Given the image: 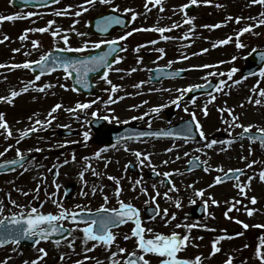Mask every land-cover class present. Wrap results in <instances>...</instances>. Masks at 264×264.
<instances>
[{
    "label": "rangeland",
    "instance_id": "obj_1",
    "mask_svg": "<svg viewBox=\"0 0 264 264\" xmlns=\"http://www.w3.org/2000/svg\"><path fill=\"white\" fill-rule=\"evenodd\" d=\"M145 2L146 0H113L114 4H119V10L123 11L127 8L139 13L130 28L126 30V33L131 32L132 35L127 36L124 40L123 45L126 50L120 55L123 59L119 64H114L113 66L114 68L121 69V71L109 72V78L113 84L119 86L117 92L112 93L110 85L101 79H96L94 80V85L99 90V95L96 97L80 95L78 97L76 94H73L70 84L64 75L53 73L36 81V86L38 87H43L44 85H53V87L46 88L43 92L30 88L29 91L15 97L11 104L0 101L1 112L4 113V118L13 135L6 139L7 134L5 130L0 128V152H3L8 147L11 143L9 140H15L19 136V130L32 127L36 119H40L41 121L47 120L51 106L57 103L62 104L63 107L53 114L56 118L54 119V123L52 122V125L54 127L60 126V124L63 126L67 125L69 126L67 128H73L80 132L75 138L62 140L63 143H70L74 148L62 150L61 156L59 157L58 155L56 157V163L62 166L57 179L52 181L50 179V171L49 173L46 171L44 172L46 179L43 178V183L39 185V175L42 172L39 171L40 166L35 165V158L30 160L29 165L31 169L26 176L25 174H21L20 176L11 174L0 178V202H2L4 207L3 215L10 214L14 207L16 212L19 210L16 208V205L12 208L11 201H16L17 205L30 204V206H34L38 202L41 212H57L59 209L53 201H60L64 208L68 210L74 209L78 205L83 208L94 209L104 204L103 197L107 195L109 197L107 207L119 206L118 200L114 196L116 184L114 180L109 179L111 176L120 180V187L122 188L120 199L126 203L131 202L142 211L141 220H143L144 227L164 234H171L175 231L182 236L185 234L190 235L191 242L177 254L178 257L194 259L199 255L202 257L201 264H224V261L231 256L234 260L233 264H260V261L255 258L254 254L258 238L264 235V228L253 226L264 225V182L258 177V172L264 170V150L246 140L231 144L217 143L210 149L204 147L205 141L185 143L184 141L174 140H143L131 141L109 148L107 151L101 153L99 158H96L94 151L97 148L99 151L101 147L96 148V144L93 141L89 142V139L87 141L84 140L83 133L85 131L91 135L87 123L95 117L103 118L108 116L110 124H125V121H136L143 126H148L150 122L153 128H166L180 122L184 118H191L190 114L192 112L196 113L209 141L212 139L229 140L235 134L240 133L242 129L239 127L229 129L228 124L222 122V115L224 119L229 120V122L231 121L227 112L221 114L218 110L225 107V105L228 108L234 109V114L239 116L238 123L264 127V97L259 95L260 88H264V78L258 76L250 80H244L239 72L245 66L244 56L250 50L264 45V25L253 27L250 32L241 35L240 39L246 47L237 48L235 43L237 31L246 25L255 24L256 21L247 18L256 17L259 19L260 13L264 12V5H260L261 10H251V13H249L246 10L249 8L250 0H211L208 4L198 2L195 11L181 12L180 6L188 4L189 0H162L164 11H160V6H152L150 4L151 10L146 12L144 8ZM110 5L96 0L93 6H87L88 11L81 12L80 21L77 17L71 15H52L47 18L34 17V15L33 17H27V22L33 24L32 28L48 27L49 21H54V23L51 25L49 31L43 33L29 32L28 38L25 40H21L20 36L26 29H31L26 22L17 20L0 21V41H2L0 42V52L4 53V56L3 53L0 54V65L6 66L0 75V96L9 95L11 90L19 91L26 81L32 80L31 76L24 72L22 68L20 70L19 68L9 70L12 65L22 64L23 61L36 60L45 51L54 47H67L62 39L64 35L68 36L69 45L72 47L76 45H80L81 47L85 41L94 42L92 38L85 35H77V32L81 30L79 33H85V20L98 12V9H104ZM218 5H221V7H218ZM3 8L4 2L0 0V10ZM235 9L237 11L241 10V16L236 14L237 11ZM185 13L187 17L195 18L193 20L195 27L187 39H181L192 28V25L184 22L186 19ZM126 14L131 16V12H127ZM0 15L7 16L12 14L0 13ZM229 16L233 17V19L228 20ZM235 17H243V19L237 23ZM173 22L180 24V27L163 34L173 37V39L163 40L160 38V33L143 30L153 27H171ZM216 24H220L221 26L205 27V25ZM78 26H80V29ZM133 29L141 30L133 31ZM53 31H59V35L53 37ZM5 34L8 36L7 40H4L3 36ZM229 36L233 37L231 42L213 47L214 43ZM77 38H80V42H77ZM33 40L39 41L40 47L33 49ZM73 40L74 43L71 42ZM153 40H156L157 43L151 44L150 41ZM137 48H139V51H137ZM160 48L165 50L163 54L157 51ZM14 49H20V51L14 52ZM204 49H207V51H202ZM25 53H30V55H25ZM242 55L244 56L242 57ZM161 56L162 58H160ZM233 56L237 57L234 61L232 60ZM184 57H187V59H184ZM138 58L140 60L139 63L137 62ZM220 61H224L225 63H219ZM169 62H171L170 68L189 69V74L180 82L149 84L147 82L149 70L158 66L167 67ZM205 64L215 65V67H199ZM133 68L137 70L131 71ZM232 68L238 69L232 79H229L227 75L210 77L217 82L220 79H224L228 85L223 88V93L216 92L213 94L216 96V99L212 103H208L210 97L198 98L195 104L181 100L179 101V107H175V105L170 103L171 100L181 95L177 89H184L193 84L204 83V78L207 77L209 72L227 73ZM19 78L25 82L21 80L20 83ZM141 81L144 83L140 87L134 86L140 84ZM233 81L241 82L234 84ZM258 81L259 86L253 92L252 88L257 85ZM61 84L65 85V87H60ZM106 89L108 90L106 91ZM29 92L32 93L29 94ZM109 96L116 102L104 103L108 101ZM249 96H252L253 100L261 99V104L255 105L254 103H249L247 99ZM120 97H123V99H119ZM92 101L96 102L92 104L91 108L77 110L75 114L65 110L67 108H74L78 102L91 103ZM25 104H28L29 107H32L36 111L40 109L39 112H34L38 115L32 116L31 120L28 117L30 112H22L25 109L23 108ZM161 104L167 105V107L163 108L159 114L150 113L151 108ZM205 104L208 107L207 116L201 111ZM241 104H243V107H241ZM172 105L174 106L173 110L169 108ZM184 107H188L189 111H183ZM92 112H97V116H92ZM146 112L149 115L144 116L143 120L131 119L134 116L140 117ZM112 117H118L119 122L112 119ZM59 120L63 121L59 124ZM78 141H80V146H77ZM174 144L179 145V147H173ZM125 146H127L128 150H125ZM76 147H80V155L76 154L73 161L71 151ZM169 148H172V151H166ZM197 148L203 150L196 151ZM250 148L252 149L251 152L249 151ZM136 151L147 154L149 160H145L143 164L139 163L135 166V174H129L126 171V165L128 163L133 165L137 163L136 161L138 160L134 155ZM185 152H188L189 155L184 156ZM6 153L0 159L13 156L14 150L11 148ZM177 155L180 156V159H176ZM194 156L199 157L200 162L207 161V165L205 166H210V171L196 170L185 172L186 163ZM85 157H88L89 160L86 161ZM141 159H143V156ZM65 160H68L69 163H63ZM235 160H237L238 164H234V167L238 166L246 171L245 177L240 182L241 184H246L248 177H255L251 181L250 189H245L246 195H241L239 188L235 189L231 184H214L213 187H209L210 184L214 183L215 177L219 175V169L225 170L226 167L232 166ZM254 160L257 163L248 168L247 165ZM164 161H169V163L165 164ZM41 164L46 166L43 163ZM87 164H90L91 168H86ZM153 166H155L157 173L171 172L173 174L170 178L158 175L156 179H150L149 173L153 172ZM45 169L43 167L42 171ZM93 170L97 173L96 175L93 174ZM175 170H179V172L177 173ZM82 171L84 172L83 179L79 176V173ZM138 179L142 180V183L136 185L135 190H133V185ZM165 180H167L168 184H165ZM173 183L179 189L178 192H169V188ZM57 184L60 188L67 184L73 185L74 189L69 200L63 202L61 193L58 194L57 198L43 200L47 198L48 191L51 190L50 187ZM154 184L156 185L155 189L153 188ZM38 185L40 191L36 193L33 186L37 189ZM94 187L97 189L95 195L92 194ZM142 187L147 189L148 195L141 193L140 189ZM199 189L205 190L203 197L195 195V191ZM82 190L87 192L88 195H80ZM157 191H159L160 195L153 202L151 197L155 196ZM165 192H169V196L172 199H166L163 195ZM23 193L28 194L24 195ZM10 197H13V200ZM251 197H256V204L251 203ZM177 198L180 199L182 205L179 208L175 204ZM212 199H215L218 203L212 204ZM3 200H8V203L5 205ZM190 200H195L198 203L207 202L209 205L208 214L203 218H194L192 215L193 204L189 203ZM146 201L148 203H145ZM235 201H240V203L236 204ZM157 204L161 211L168 209L169 223H165V219L160 215H156L155 219H151L150 221L143 216L142 209L144 207L153 205L156 207ZM233 204H235V207L232 208V211L228 212L226 217L225 212ZM41 205L44 206L41 207ZM246 209H254L255 211L253 215L249 216ZM172 213L176 217L174 220H171ZM237 221L243 223H238ZM178 224H191L195 226L189 230L185 227L177 228L176 225ZM243 224H248L249 227L245 229ZM83 226L80 227L82 228ZM125 230L126 232H124ZM113 233H115L116 239L110 248L104 246L102 243L93 248V244L97 242L90 240L85 244L83 232L80 230L73 231L72 237H69L67 241L61 242L59 245L51 244L48 245L49 247H42L48 254L39 261V264H76L77 261H81L82 264H97V261H100L101 264H111L110 255L112 252H117L118 248H125L128 252L136 251L135 247L130 245L133 244L130 239L126 240L127 245L124 239H122L123 237H121L122 233L123 236H125L124 233H127L129 236L131 235L127 229L121 228ZM237 233L242 234L237 235ZM146 235L151 237L152 233ZM220 236L232 238L219 240L217 247L221 251L211 257L208 256L212 253L213 241L217 240ZM69 242H74L72 247H69ZM245 245L248 246L245 247ZM86 248L92 250L85 251ZM13 249L15 248L8 247L5 252H0V262L7 260V258H4V253L11 254L12 257L17 258L18 252L16 251V254H14L15 250ZM40 255L36 249H31L24 254L22 259L29 262L32 258L34 260ZM61 255H63V259H61ZM215 255H218L217 258H215ZM6 257L9 256L6 255ZM125 257L126 254L121 253L116 259L120 261V264H123ZM146 259L155 264L159 262L160 257L146 254ZM10 260L7 261V264H12L9 262Z\"/></svg>",
    "mask_w": 264,
    "mask_h": 264
},
{
    "label": "snow or ice",
    "instance_id": "obj_2",
    "mask_svg": "<svg viewBox=\"0 0 264 264\" xmlns=\"http://www.w3.org/2000/svg\"><path fill=\"white\" fill-rule=\"evenodd\" d=\"M14 2V0H12ZM25 4L32 3V0H23ZM52 3H58L59 0H51ZM198 2H203L204 4H208L211 2V0H189L188 4H183L180 6V11L184 12L185 9L189 8L191 5H196ZM96 3V0H84V4L88 5L89 7L93 6ZM100 3L103 4H111L112 10L114 12L119 11V5H115L113 3V0H100ZM84 4L80 5V11H76L74 15L80 16L81 12L88 11V7H84ZM152 6H160V11H164V8L162 6V0H146L144 4L145 11L148 12L151 10L149 5ZM250 4H260L264 5V0H250ZM72 7L71 5L69 8ZM218 7H221V5H218ZM67 11V10H63ZM124 12H131V19L133 21L136 20L139 13H136L132 11L131 9L125 8L123 10ZM54 15H61L63 14L62 11H56L53 13ZM32 15H38L37 13H27V14H21V13H15L12 15H0V21H14L16 19H24L27 17H30ZM186 15V13H185ZM194 17H187L185 19V23L192 25V28H190L189 33H185L181 39H187L190 32L194 30L195 25L193 24ZM228 20L233 19V17L229 16L227 18ZM243 19V17H235V20L237 23L240 22V20ZM247 19L256 21L255 24L246 25L245 27L239 29L236 33V47L237 48H244L246 47L245 44L242 43L240 37L242 34L250 32L253 27H257L260 25H264V12L260 13V18L257 19L256 17H248ZM54 23V21L48 22V27L44 28H33V29H26L25 32L20 36L21 40H25L28 38L29 32H46L49 31L51 25ZM124 25L125 21L119 16V15H109L105 16L103 18L102 24L98 23L97 27L100 29L101 32H107L108 28L112 25ZM220 24L216 25H205V27H220ZM180 27V24L173 22L171 27H153L151 29H143V30H151L155 31L161 34V39L168 40L173 39V37L165 36L163 35L165 32L172 31V29ZM74 30V29H73ZM141 29H133V31H140ZM59 35V31H53L52 36L56 37ZM77 35H86V33H79L77 32ZM132 35L131 32L126 33L124 36H120L118 38L113 39H103L99 42H89L85 41L83 45L79 48H73L69 45V38L67 35H64L62 37L64 44L67 46L64 49H60L59 51L63 52H84L85 50L91 49H99L102 44H106L108 46L106 51L101 52L99 55H89L86 57H82L79 59L72 58V57H66V56H52L51 53H45L40 56L38 60L35 61H25L22 64H14L11 67L12 68H25V69H33V65H35V68L39 69V74L35 75L34 80H30L27 83H24L23 87L17 91V90H11L9 95L7 96H0V101L6 102V103H13V100L15 97L21 95L23 92L29 91L30 88H35L37 91L43 92L46 88L53 87V85H44L43 87L36 86V81H39L41 79V76H43L46 73H50L52 71H55L56 69H63L65 73V79L73 78L74 75V83L76 85H80L81 87L87 88L89 87L88 82V74L92 72H99L101 69H103V75L100 77L101 80H103L106 84L110 85V91L112 93H115L118 91L119 86L116 84H113L112 80L109 78V72L111 71H121L119 68H114L113 64H119V62L123 59V57L116 56L114 60L110 61L109 57H112L114 53L118 51V42L125 40L127 36ZM8 36H4V40H7ZM233 37L229 36L226 39L219 40L216 43L213 44V47H216L217 45H224L229 42H231ZM2 42V41H0ZM151 44H156L157 41L153 40L150 41ZM32 47L33 49H36L40 47V42L33 40L32 41ZM120 51H124L123 47L119 48ZM14 52H19L20 49H14ZM137 51H139V48H137ZM158 52L161 54L164 53V49L160 48L157 49ZM202 51H207V49H204ZM257 49H253V52H256ZM25 55H30V53H25ZM162 58V56L160 57ZM259 58L261 61H264V51L259 52ZM184 59H187V57H184ZM237 57L233 56L232 60H236ZM51 62V63H50ZM138 63L140 62L138 58ZM219 63H225L224 61H220ZM0 67H5V65H0ZM167 67H171V62L167 65ZM199 67L203 68H209V67H215V65H200ZM137 69L133 68L131 71H136ZM156 71L159 73L162 71L161 69H156ZM178 70L175 73H168V75H178ZM238 71L236 68L230 69L227 73H219V72H209L207 74V77H205L206 83H210L208 80V77L212 76H225L229 79H232L233 75ZM253 73H249V75H252ZM259 76L264 78V67H261L259 69ZM246 78V77H244ZM243 79V78H242ZM241 81H233L234 84H238ZM144 82L141 81L140 84L134 85L135 87H140L141 84ZM227 81L224 79H220L219 82L215 85H212L214 87L215 91L217 93H223V88L227 87ZM259 86V81L256 86H253L252 91L255 92L257 87ZM60 87H65V85L61 84ZM204 85L201 84H193L190 85L188 88L185 89H177L178 92L181 93L180 96H178L176 99H173L170 101L171 104L175 105L176 107L180 106L179 101L183 99L184 94L194 91L196 89L203 88ZM72 90H77L73 88ZM108 89H106L107 91ZM227 94V93H224ZM209 95L208 103H212L216 99L215 95H212L211 93H207ZM259 95L261 97H264V88H260ZM119 99H123V97H120ZM249 103H254L255 105L261 104V99H255L253 100L252 96H249L248 98ZM96 101H92L91 103H77L74 108H67L66 111L75 114L77 110H84L92 107V104ZM116 101L112 99L111 96H109L108 101H105L104 103H115ZM147 103V102H145ZM191 103H196V97H192ZM63 107L62 104H55L50 111L48 112L49 119L45 121H41L40 119H36L34 122L33 127L25 128L22 130H19V137L16 140V143L19 144L22 140L27 138L30 133H34L40 129H42L45 125L51 126L52 120H54L56 117L53 115L58 110H60ZM135 107V106H134ZM167 105L161 104L158 106H155L150 109V113L153 114H159L163 108H166ZM241 107H243V104H241ZM221 114L224 112H227L229 117L231 118V121L224 119L222 115V122L225 124H228L229 129L239 127L242 129V132L238 133L236 138L243 139L247 137V139L250 142H257L259 141L262 148H264V127H260L259 125L254 124H247L244 125L242 123H238L239 116L234 114V109L228 108L226 105L223 108L218 109ZM183 111L188 112V107H184ZM203 114L205 116L208 115V107L207 104L203 106L201 109ZM38 115V114H36ZM149 113H144L140 117H131V119L136 120H143L144 116H148ZM191 120L184 123L183 127L178 130H161L158 132H140L137 135V138L142 136H167V137H173L174 139H183L185 143L192 140L194 138V132L198 133L199 138L201 141H205L204 147L206 148H212L215 144H231L233 142L232 139L230 140H208L205 132L203 131L202 124L200 123L199 119L197 118V115L195 112H192L191 114ZM92 116H97V112H92ZM31 120L32 118L29 117ZM104 120H108L109 117L105 116L103 117ZM112 119H115L117 122H119L118 117H112ZM127 123V121H125ZM36 126H40V129H38ZM64 127H69L65 125ZM149 127H151V123L149 122ZM0 128L4 129L7 133L6 139L10 138L12 136V131L7 123V121L4 118V113L0 112ZM255 128V132H250L251 129ZM231 135V133H229ZM84 140L87 141L89 139V133L85 131L83 133ZM118 139H120L118 137ZM235 139V138H234ZM13 145H8L7 148L4 149L3 152H0V157L4 156L6 152H8ZM111 147H115V145H111ZM173 147H179V145H173ZM125 150L127 149V146H125ZM203 149L197 148L196 151H202ZM224 150V149H221ZM16 151V158L12 160H5L2 164H0V167L7 168L9 165L12 166H18L20 168L24 167L25 162V154L17 147L15 149ZM29 151H32L29 149ZM36 151H40V149H36ZM107 151V148H101L99 151H97L94 156L96 158H99L101 156V153ZM166 151H172V148L166 149ZM249 151L251 152L252 149L250 148ZM134 155L136 156L139 163L143 164L145 160H149V156L147 154H143L139 151L134 152ZM189 153L185 152L184 156H188ZM143 156V159L141 157ZM73 161L75 160V156L73 155ZM86 161L89 160L88 157L84 158ZM176 159H180V156L177 155ZM197 161H200L199 157L194 156L190 161L189 164H195ZM150 162V161H149ZM65 164L69 163L68 160L64 161ZM165 164L169 163V161H164ZM204 165H207V161L201 162ZM257 163V161H252L247 165L248 168H251L253 164ZM107 166V165H106ZM86 168H91L90 164L86 165ZM11 170H15V168H12ZM27 171L28 169H24ZM153 173L155 175H163L164 177L170 178L173 173L171 172H164V173H157L155 166L152 168ZM51 171V170H50ZM177 173L179 170H175ZM204 171L208 172L210 171V166H205ZM223 173V176H217L215 177L214 183L210 184L209 187H213L214 184H219L225 182L227 179H234L239 181V174L242 172L241 169H229L228 172H224L223 169H219ZM229 173H233L231 177H229ZM59 173L57 172V175ZM93 174L96 175L97 173L95 170H93ZM79 176L81 179H83L84 172H80ZM254 176L248 177V182L246 184L237 183L234 185V187L239 188L241 195H246L245 189H250L251 187V181L254 179ZM109 179H112L115 181L116 187L114 191V196L117 198L119 203V208L112 207L109 208L106 205L109 202V197L107 195H104V204L101 205L99 209H96L95 213H92L91 209L83 208L81 206H77V208H80L81 212H86L87 215H81L80 212L76 211H70L66 208H64L63 204L60 201H53L57 205V208L59 209L58 212L55 214L52 212H41L37 207L35 206H29V205H17L15 201H11L12 204L16 205V207L21 208V211L19 213H12L11 216H4L3 211L4 207L2 202H0V247L5 246L9 243L13 245H19L21 240L29 239L33 241V246L39 245L41 240H47L50 238V236L54 233H61L65 231L64 225L61 223L62 221L69 220L72 222L73 227L68 230V234L71 235L73 231L80 230L84 234V242L85 244L88 241H95L96 244H93V248H95L98 244L102 243L104 246L110 248L113 242L116 239L115 233H113L112 229L115 227H118L122 224H125L129 221L134 223V227L131 230V236L125 235L124 239L129 240L132 237L136 238V251L128 252L125 248H118L117 252H112L110 255L111 264H120V261L116 259V257L124 253L126 254L125 259L123 260V264H151V262L146 259V254H154L158 257H160L159 264H201L202 257L197 255L194 259H188V258H180L178 257V253L185 249L188 244L191 242V237L188 234L181 235L178 232L173 231L171 234H164L160 232H154L151 228H146L143 226L141 218H140V210L137 209L133 204L126 203L122 199H120L122 188L120 187V180L116 177H109ZM259 179L264 182V170H261L259 172ZM171 183V181L169 180ZM55 183V181H54ZM142 183V180H137L135 184L133 185V190H135L136 185H140ZM163 183V181H161ZM59 187V185H57ZM153 188H156V185H153ZM37 191L39 190V185L37 186ZM97 189L94 187L92 189V194H96ZM103 191V189H101ZM142 194L148 195L146 188L140 189ZM179 189L176 188L175 184L173 183L172 186L169 188V192H178ZM169 192L163 193L164 197L166 199H172L171 196H169ZM24 195H27L28 193H23ZM80 195L87 196L88 193L85 191H81ZM159 191L156 192L155 196L151 197V200L153 202L156 201V197L159 196ZM195 195L197 197H203L205 195V190L199 189L195 191ZM195 200H190V204H195ZM145 203H148L147 201ZM212 204H217L218 201L215 199L211 200ZM236 204L240 203V201H235ZM251 203L256 204L257 199L256 197H251ZM176 207H181V201L179 198L175 200ZM43 205H41L42 207ZM205 207H207V202H205ZM235 207V204L232 205V207H229L228 211L225 212V216L227 217L228 212L232 211V208ZM247 214L249 216L253 215L254 209H246ZM156 215L162 216L163 219H165V223H169L170 220L169 217V211L168 209H163L162 211L159 209V205H156L155 209V215L151 217V219H155ZM175 214H171V220H174ZM238 223H243L240 221H237ZM83 224L84 226L81 228L80 225ZM195 225H176L177 228L179 227H185L187 229L193 228ZM243 227L246 229L249 227L248 224H243ZM253 227L258 228H264V225H254ZM152 233L151 237L147 236L146 234ZM242 233H237V235H241ZM225 238H232V237H225L220 236L217 238V240H214L212 243V253L211 255H214L215 253L221 251L219 247H217V244L219 240H223ZM57 245H59V241L55 242ZM74 242H69V247L73 246ZM248 245H245L247 247ZM15 250V249H13ZM92 249L86 248L85 251H91ZM37 251L41 254L38 256L35 260L31 261V264H39V261L43 259L44 256H47V251L44 248H38ZM255 258L260 261V264H264V235H261L258 238V243L256 245L255 250ZM61 259H63V255H61ZM87 259V257H86ZM0 264H7V260L0 262ZM24 264H29L28 261H25ZM76 264H82L81 261H77ZM97 264H101L100 261H97ZM224 264H233V258L229 256V258L224 261Z\"/></svg>",
    "mask_w": 264,
    "mask_h": 264
},
{
    "label": "flooded vegetation",
    "instance_id": "obj_3",
    "mask_svg": "<svg viewBox=\"0 0 264 264\" xmlns=\"http://www.w3.org/2000/svg\"><path fill=\"white\" fill-rule=\"evenodd\" d=\"M84 2V0H64L62 5H63V9H61V11L63 12L64 15H71V16H75L78 18V20L80 21V16H76L74 15V13L76 11H80V5ZM72 6L69 8V6ZM109 7H112V5H110ZM108 8V7H107ZM55 8L53 6L50 7H45V8H40V9H26L24 11H28L31 13H37L38 15H34V16H43L45 18L52 16L54 12ZM63 10H67V11H63ZM102 11V8L98 9V12ZM96 12V13H98ZM62 15V14H61ZM78 28L80 29V26H78ZM80 32V30H79ZM94 42H99L100 39L99 37H93ZM113 39V38H110ZM77 42H80V38L76 39ZM72 43H74V40L71 41ZM76 42V43H77ZM75 43V44H76ZM77 48L80 47L76 45ZM80 55V52H77ZM166 82V81H163ZM168 83L170 82H179V80H173V81H167ZM190 101V100H189ZM174 107V106H173ZM173 107L171 109H173ZM63 120H59V124L60 122H62ZM52 122L54 123V120H52ZM67 122V121H66ZM65 124V123H62ZM35 126V125H33ZM32 126V127H33ZM38 128V126H36ZM40 127V126H39ZM66 129H69L67 127H64L63 125L60 124V126L54 127L51 123V126H47L45 125L42 130L40 131V137L37 138L35 141H32L31 139H33L34 137H36L38 135L37 131L34 133H31V136L28 138H25L24 140H22L20 143V145L18 146V148L25 154L26 152H31L32 153V159L35 158V160H38L40 158H46L47 161L48 160H54L59 153L64 150L65 147H68L66 143H63L62 140H67V137L62 135V131H65ZM251 131H255V130H251ZM36 144H40L39 148L40 151L38 153H36L35 149H34V145ZM255 144L258 148H260V144L258 143H253ZM17 147L12 148L14 150L13 153V157H16V149ZM29 149H31L32 151H29ZM139 162L137 161L136 165H138ZM234 164H238L237 160L234 161V163L232 164V166H228L225 168V172H228L229 169H240L238 166L234 167ZM41 167V166H40ZM136 170V169H135ZM236 183L233 182L232 186H234ZM58 192H60V190H58L56 192V197ZM63 202H65V200H63ZM39 207V205H37ZM44 206V205H43ZM52 213H56V212H52ZM63 225H68V221L65 220L63 222H61ZM66 223V224H64ZM73 227V225H72ZM51 243V242H50Z\"/></svg>",
    "mask_w": 264,
    "mask_h": 264
},
{
    "label": "water",
    "instance_id": "obj_4",
    "mask_svg": "<svg viewBox=\"0 0 264 264\" xmlns=\"http://www.w3.org/2000/svg\"><path fill=\"white\" fill-rule=\"evenodd\" d=\"M190 9H193V6H190ZM126 20H127V22H125V24L122 25V26L128 25L130 23V19H126ZM89 24H90L91 28H92L91 25H93V24L95 25V23L93 21L89 22ZM248 61L253 64V69H256L260 65L264 64V61H261L260 58H259V51L252 52L251 55L248 58ZM103 71L104 70L101 69L99 72H92V73L88 74L89 87H87V88L81 87L80 85H76L74 83V75L75 74H73V78H71V80H72L74 88L79 89L81 91H84V92H86L88 94H93L94 91H93V88H92V85H91V78H92V76H95V75H97V74H99L101 72L103 74ZM156 73H158V72L156 71ZM161 73H164V70L160 71L158 74H161ZM173 73H175V72H173ZM162 77H174V76H172V75H165V76L161 75V76H158L156 79L159 80ZM211 87H212V83H209L204 91H207V90L211 89ZM197 92H198V90L192 91V92H190L188 94V96L196 94ZM90 127H91L92 131L94 132V134L96 135V139L100 143H103V144H106V145H109V144H111L113 142H117V141H123V140H129V139H132V138H137L138 133L144 132L143 130H139V131L136 132V129H135L136 124H130V125H127V126H124V127H115V126L108 127V126H106L104 124L103 121L99 122L98 124H97V122L93 121V122L90 123ZM175 127L178 128L180 126H175ZM175 127H173L172 129H175ZM193 135H194V137H196L195 133ZM118 137L120 139H118ZM143 137H146V136H142V137H139V138H143ZM194 167H195L194 164H192V165L188 164V169L187 170L189 171V170L193 169ZM9 168L10 167L5 168V169H9ZM201 211H202V209L200 208V210H199V215L200 216L202 215ZM147 212H149L148 213V217H150L151 216V212L150 211H147Z\"/></svg>",
    "mask_w": 264,
    "mask_h": 264
}]
</instances>
